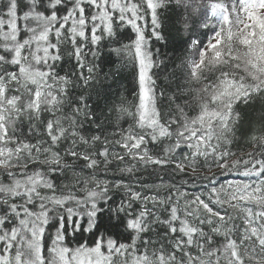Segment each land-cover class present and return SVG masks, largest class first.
I'll return each mask as SVG.
<instances>
[{"label":"snow or ice","instance_id":"6c2138e0","mask_svg":"<svg viewBox=\"0 0 264 264\" xmlns=\"http://www.w3.org/2000/svg\"><path fill=\"white\" fill-rule=\"evenodd\" d=\"M166 9L192 53L171 95L154 71ZM117 26L133 34L112 51L138 92L134 111L118 107L133 122L108 136L69 86L94 82ZM64 49L78 72L57 71ZM261 94L264 0H0V264H264V130L231 151L236 108ZM44 113V138L22 139L17 120ZM149 167L159 183L125 182ZM212 167L239 178L196 171ZM110 169L120 178H98ZM112 188L127 198L115 209Z\"/></svg>","mask_w":264,"mask_h":264},{"label":"trees","instance_id":"16d2710c","mask_svg":"<svg viewBox=\"0 0 264 264\" xmlns=\"http://www.w3.org/2000/svg\"><path fill=\"white\" fill-rule=\"evenodd\" d=\"M25 0H20L21 8H23ZM162 18V34L164 40L154 43L153 47L159 49V61L163 62V67L154 69L157 73L158 86L163 89L166 94L171 95L176 91L177 85H184L188 73L187 61L191 58L192 53L187 44L184 43V34L178 32L174 25V13L170 10H164L160 13ZM117 35L109 41L105 38L99 46L100 56L93 63L97 64L96 73L94 74V82L84 85L82 81L73 79L72 84L69 86L70 95L74 97L84 96L87 99L89 108L94 111L95 116L98 118L97 123H102L106 129V135L111 136L114 131H118L120 126L127 127L131 123L130 118L124 117L119 119L118 107L123 103L129 110L134 111V106L137 103L136 95L138 92V79L137 68L126 59L118 57L112 50L119 47L121 44L129 43L132 37V31L127 26H117L115 28ZM211 32H207L210 36ZM199 38L205 40L207 37L204 32L199 33ZM65 55L64 59L57 65V71L61 75L72 74L74 71L78 72V68H74L75 60L70 58L66 53L70 49L63 50ZM91 60V57H89ZM195 86V85H193ZM67 111V109H66ZM236 112L240 115V130L236 134V140L231 147V151L236 154V157L245 155L253 150V144L250 142L252 134H259V130H264V94L254 98L248 104L241 103ZM50 118L47 113L42 114L40 120H29L27 116L17 120L18 133H23L22 139L31 136L32 142L37 139L44 138V130L42 121ZM85 127L94 129L95 125L85 122ZM29 129H32L30 132ZM257 130V131H253ZM233 157V158H236ZM125 165H120L124 167ZM79 171V169H77ZM156 171H161L156 169ZM197 172L204 174L217 173V180L221 183L225 180L238 179L233 175L221 176L219 169L212 167L205 171L198 168ZM126 175V174H125ZM163 176V172H161ZM121 173L115 169H110L106 175H101L98 178L114 182L119 179ZM164 180L169 179L168 176H163ZM137 181L146 185L159 183L156 179L153 169L149 167L147 170L141 172L138 177H133L132 181L126 180V183H132L137 190H142ZM69 181H65L68 183ZM179 182V178H177ZM191 187V185H189ZM151 191H154L151 190ZM150 194V192H149ZM161 194H164L163 191ZM109 195L112 197V206L115 209L127 198L124 196L123 189H110ZM107 209V205H103ZM134 207H139L137 203ZM123 216V214H121ZM109 213L107 211L103 214V219L108 222ZM131 218V217H129ZM122 231V230H121ZM125 235H127L125 233ZM84 239L91 243V238L88 233L83 234ZM144 238V237H142ZM153 239L156 237L153 235ZM123 239V237H121ZM139 243V242H138Z\"/></svg>","mask_w":264,"mask_h":264}]
</instances>
